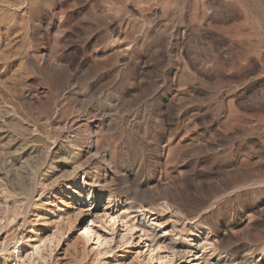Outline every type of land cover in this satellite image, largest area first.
<instances>
[{"label":"rangeland","instance_id":"rangeland-1","mask_svg":"<svg viewBox=\"0 0 264 264\" xmlns=\"http://www.w3.org/2000/svg\"><path fill=\"white\" fill-rule=\"evenodd\" d=\"M20 259L264 264V0H0V264Z\"/></svg>","mask_w":264,"mask_h":264},{"label":"bare ground","instance_id":"bare-ground-1","mask_svg":"<svg viewBox=\"0 0 264 264\" xmlns=\"http://www.w3.org/2000/svg\"><path fill=\"white\" fill-rule=\"evenodd\" d=\"M91 146H92V145H90V148L88 149V152H89V153L91 152V148H92ZM97 154H98V153H96L95 155H93V154L89 155V154H88V155L90 156V161H91V162L96 161V159H97L98 156H103V154L105 155V153H103V154L100 153V155H97ZM96 155H97V157H96ZM103 157H104L103 159H106L105 156H103ZM107 160H108V159H106V161H107ZM101 162H102V161H101ZM89 166H90V165H89ZM85 167H86V166H85ZM90 168H91V167H90ZM90 168H89V169H90ZM76 169H77V168H76ZM77 171H78V169H77ZM77 171H76V172H77ZM94 171H95V170H94ZM106 171H107V170H106ZM108 171H109V170H108ZM85 172H87V171H85ZM74 173H75V171H74ZM89 173H90V172H89ZM96 173H97V172H96ZM108 173H109V172H108ZM87 175H88V174H87ZM105 178H106V177H105ZM94 181H95V179H94ZM105 184H106V182H105ZM61 217H62V216H61ZM59 218H60V217H59ZM88 229H89V227L87 226V227H86V230H88ZM54 234H56V233H54ZM55 236H56V235H55ZM44 237H45V236H44ZM49 237H50V236H49ZM49 237H48V240H49L50 242H52V243H53V241L56 239L54 236H53V238H55L54 240H53L52 238H49ZM46 238H47V236H46ZM39 239H40V238H39ZM17 241H18V240H17ZM44 241L47 242L46 239H45ZM49 241H48L47 244H49ZM56 241H57V240H56ZM56 241H55V242H56ZM40 242H41V240H40ZM45 242H43V243L46 244ZM55 242H54V243H55ZM18 243H19V242H18ZM54 243H53V244H54ZM44 244H42V245H44ZM47 244H46L47 247H49V246L52 247V246H53V245H47ZM34 247H35V246H34ZM53 247H54V246H53ZM55 247H56V246H55ZM34 249H36V250H35L36 252H39V249H41V251H43V249H45V245H44V248L42 249V247H40V245L38 244V246H36ZM36 252H35V253H36ZM39 253H41V252H39ZM39 253H38V254H39ZM33 254H34V253H33ZM33 254H32V255H33ZM30 255H31V254H30ZM32 255H31V256H32ZM34 255H35V254H34ZM39 255H41V254H39ZM21 257H22V256H21ZM27 257H28V256H27ZM32 257H33V256H32ZM37 257H38V256H37ZM19 258H20V257H19ZM43 258H44V257H43ZM45 258H46V257H45ZM28 259H30V257H29ZM32 259H33V258H32ZM46 259H47V258H46ZM36 260H37V259H36ZM40 260L43 261V259H41V258H40ZM49 260H50V259H49ZM15 261H16V260H15ZM23 261H24V260L21 261V259H20V261H17L16 264H18V263H19V264H25V262H23ZM27 261H28V260H27ZM38 261H39V259H38ZM44 261H45V259H44ZM35 262H36V261H35ZM35 262H34V263H35ZM46 262H47V261H46ZM46 262H45V264H46ZM32 263H33V262H32ZM34 263H33V264H34ZM38 263H39V262H38ZM28 264H29V261H28ZM43 264H44V263H43ZM47 264H48V263H47Z\"/></svg>","mask_w":264,"mask_h":264}]
</instances>
